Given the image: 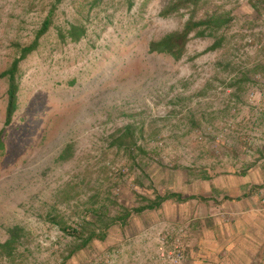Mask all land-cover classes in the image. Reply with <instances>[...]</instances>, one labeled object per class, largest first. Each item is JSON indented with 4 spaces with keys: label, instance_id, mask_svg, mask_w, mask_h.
<instances>
[{
    "label": "rangeland",
    "instance_id": "obj_1",
    "mask_svg": "<svg viewBox=\"0 0 264 264\" xmlns=\"http://www.w3.org/2000/svg\"><path fill=\"white\" fill-rule=\"evenodd\" d=\"M54 5V26L20 65L19 109L3 136L0 243L14 226L24 233L0 264H175L178 250L179 264H207L218 245L226 264H264V0H0V73ZM212 17L230 23L214 37L193 33L180 61L150 53L189 19ZM71 25L87 31L79 43L59 37ZM7 90L0 81V132ZM128 126L137 137L129 153L112 146ZM249 172L259 179L249 199L258 200L231 219L242 205L228 187ZM199 189L205 201L135 213L145 200ZM104 207L108 229L89 215ZM198 209L210 229L176 232V210L190 221ZM145 224L161 229L154 249L134 244L131 231ZM93 231L98 238L78 251Z\"/></svg>",
    "mask_w": 264,
    "mask_h": 264
},
{
    "label": "trees",
    "instance_id": "obj_2",
    "mask_svg": "<svg viewBox=\"0 0 264 264\" xmlns=\"http://www.w3.org/2000/svg\"><path fill=\"white\" fill-rule=\"evenodd\" d=\"M61 0H57L60 3ZM202 0H185V5H190L198 7ZM184 5V4H180ZM180 5H176L170 9L169 12H175L180 10ZM57 6L54 5L49 11L48 16L43 21L40 29L37 31L36 36L32 44L24 47L17 46L19 51V56L11 63L10 67L0 73V81L6 80L8 82L7 90V107L5 114L4 128L0 132V151L5 147L4 142V132L6 128L11 126L14 121V117L19 109V73L20 65L25 61L32 53H34L40 47L41 39L49 33L51 28L54 26V16ZM229 19L225 17H212L199 22L194 21L192 18L186 23L184 29L181 32H174L167 34L162 39L152 42L149 45L150 53H156L160 55H166L174 59L175 61H180L187 53V45L191 40V35L195 33V37H206L213 36L214 32L218 29L225 27L229 24ZM59 37L63 41L70 40L72 43H79L87 34L85 27L71 25L70 28L64 32L59 30ZM223 40H218L214 43L211 50H215L221 46ZM114 141L112 146L117 147L118 150L126 149L129 153L131 148H137V137L135 131L131 126L126 127L118 132V135L113 136ZM140 153H145L143 149H138ZM65 159L66 157H62ZM168 200L181 201V196L177 194H169L165 197L157 196L155 200L147 202L146 207H141L136 209L135 212L140 214L146 210H156L161 207V205ZM106 212H108L107 207H104L102 211H89V215L95 218L93 226H96L98 222H101V227L103 229H108L112 225V222H106ZM130 213H126L122 217L118 218L119 222H127ZM114 222V221H113ZM9 239L5 243H0V258L12 259L15 257V252L17 250V245L20 242L24 229L20 226H14L8 230ZM78 229H73V234H79ZM96 231L90 233L89 237L83 241V243L77 248V250H83L89 243L98 238ZM76 250V251H77ZM72 252L70 256L73 254Z\"/></svg>",
    "mask_w": 264,
    "mask_h": 264
},
{
    "label": "crops",
    "instance_id": "obj_3",
    "mask_svg": "<svg viewBox=\"0 0 264 264\" xmlns=\"http://www.w3.org/2000/svg\"><path fill=\"white\" fill-rule=\"evenodd\" d=\"M250 167L247 166V168H250ZM252 174H253L252 172H249V175H247L246 177H241L242 183L240 185H232L230 183L231 185H229V187H228L230 196L232 197V195H233V198H234V200H231V204L235 203L236 201L239 200L238 202L242 205V207H240V211H237V212L232 211V212H230L231 219H235L236 216L239 215V214H241V216L243 214H245V215L249 214L250 211H249L248 207L252 205L250 200H255V199L258 200V196H259L258 194H252V196L249 199V191L251 190L250 189V183L252 184V183H256V182L259 181V179H256V178L253 179V175ZM250 176H251V179H249ZM229 179H230V181L233 180L231 178H229ZM200 183H208V182L205 181V180H200V182L198 183V186L200 185ZM203 187H204V185H203ZM204 190L208 193V188L207 187L206 188L204 187ZM252 193H254V192H252ZM202 194L205 195V193L200 191V189H199V192H197V191L191 192L187 196H184L183 194L180 193V194H177V195L181 196V201H178V202H181V203H183V202H192V204H196V203H198V200H203L202 197H201V196H203ZM242 195H244V197ZM168 201H170V200H168ZM168 201H166V203ZM203 201H205V200H203ZM146 204H147V202H146ZM144 206L146 207V205H144ZM164 206H165V202L161 205L160 208H158L156 210L157 211H161V210H163V208H165ZM199 207L201 208L202 206L199 205L198 208ZM139 208H141V207H139ZM139 208H137V209H139ZM206 210L208 211V209L205 208V213H206ZM148 211H150V210H146V211H144V212H142L140 214H145ZM199 213L201 214L199 209L195 210V211L193 210L192 216H190L191 220L188 221V219H187L188 217L184 216L182 212H179L178 210H176V215H177L176 222L173 221V223H170V224H173V225L176 226V232L179 231V229L181 230L180 227H182V228H186L187 231L189 233H191L192 235L196 234V232H200V228L202 229L201 231L203 233H205L206 229H208L209 225H211V223L209 224L208 221H207L210 218H207V216H208L207 215L206 217H204V220H201V218H198V214ZM136 214H138V213H136ZM213 220H214V225H215L216 221H215V219H213ZM205 221H206V223H205ZM145 225L146 226H142V225L138 226L137 225V226H135L134 231L133 230L131 231L132 236L134 238V244L137 245L139 243H147V242L150 241L149 243H147V245L150 244L151 248L154 249L156 244H157V238H156L157 233H158V231L160 232L161 229H159L160 227L158 225H156V224L155 225L154 224H145ZM257 227H258V225H257ZM142 232H144L145 234L142 233ZM246 232H247V236L249 237V235H248L249 229L248 228H247ZM200 234H201V232H200ZM247 236H245L246 239H248ZM245 237H244V239H245ZM198 238L199 237L197 236L196 237V241L198 240ZM249 239H251V237H249ZM212 248L213 249H211L210 251L214 255L213 258L212 257L211 258L207 257V259H204V260L207 261V264H226V261H227L226 257L222 258L224 256V254L222 255L221 246L218 245V246H216V247L214 246ZM226 249H227V247L225 246V250ZM206 253H208V252H206ZM208 254H210V253H208ZM228 256H229V253H228ZM152 257L155 258V256H152Z\"/></svg>",
    "mask_w": 264,
    "mask_h": 264
},
{
    "label": "built area",
    "instance_id": "obj_4",
    "mask_svg": "<svg viewBox=\"0 0 264 264\" xmlns=\"http://www.w3.org/2000/svg\"><path fill=\"white\" fill-rule=\"evenodd\" d=\"M254 98V96L252 95V99ZM181 252L178 250V251H176V255H175V257H174V263L175 264H179L180 263V261H181Z\"/></svg>",
    "mask_w": 264,
    "mask_h": 264
}]
</instances>
